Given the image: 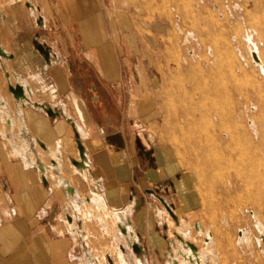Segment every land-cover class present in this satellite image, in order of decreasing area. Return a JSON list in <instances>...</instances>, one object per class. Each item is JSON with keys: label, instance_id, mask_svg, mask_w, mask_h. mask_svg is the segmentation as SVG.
<instances>
[{"label": "rangeland", "instance_id": "obj_1", "mask_svg": "<svg viewBox=\"0 0 264 264\" xmlns=\"http://www.w3.org/2000/svg\"><path fill=\"white\" fill-rule=\"evenodd\" d=\"M26 3L0 0V8ZM107 3L115 16L108 18L103 49L106 62L84 71L76 66V72H86L88 79H76V89L93 106L92 98L98 91L104 92L97 80L103 71L108 78L121 76L128 90H133V105L128 102L127 108L136 101L145 103L139 106L138 115L132 114L133 133L161 163L162 151H168L167 161L178 172L172 180L174 186L169 184L171 180L159 181L156 188L150 185L148 219L161 220L155 231L170 234L177 246L183 239L194 244L207 256L203 264H264V0ZM136 14L150 25L148 34L130 30ZM141 40L149 41V46ZM254 53L260 55L261 64ZM148 77L153 90L147 85ZM216 113L225 116L223 122L216 119ZM108 117L113 118L114 126L106 124ZM121 117L111 113L98 116L102 119L100 135L119 128ZM230 128L234 130L231 141L226 137ZM79 130L81 137L87 136ZM78 141L83 142L74 138L72 161L80 160ZM68 145L63 144L66 151ZM231 149L232 158L226 159ZM217 159L223 162L219 164ZM72 161L68 162L71 168L75 166ZM253 161H257L255 168L250 166ZM169 171L174 167L170 165ZM177 182L182 183L178 188ZM184 189L187 191L182 192ZM134 206L118 210L131 208L129 217L124 212L115 213L114 218L132 220ZM94 207L88 206L93 221L85 227L94 230L88 239L93 259L123 245L128 264H141L131 259L132 247L125 237L118 241L109 212L100 215L108 221L110 234L102 231L99 220L94 219L99 212Z\"/></svg>", "mask_w": 264, "mask_h": 264}, {"label": "crops", "instance_id": "obj_2", "mask_svg": "<svg viewBox=\"0 0 264 264\" xmlns=\"http://www.w3.org/2000/svg\"><path fill=\"white\" fill-rule=\"evenodd\" d=\"M107 1L26 0L23 5L0 8V264H128L123 245L107 252L108 260L105 254L93 259L88 239L94 230L85 229L93 221L91 204L99 211L94 219L105 234H110L108 221L100 212L111 214L116 237L118 241L125 237L133 261L186 263L187 250L181 249L184 239L180 237L183 240L177 246L170 234L155 231L161 220L148 219L150 185L156 188L159 181L171 180L174 186L178 172L167 161L168 151H162L161 163L133 133L132 114L138 115L145 103L136 101L127 108L133 90H128L121 76L108 78L103 71L97 80L105 93L98 91L93 106L76 89V79L88 80L83 72L86 67L106 62L108 18L115 16ZM135 17L130 30L148 34L150 25L140 21L138 14ZM141 42L149 46V41ZM76 66L83 71L76 72ZM150 77L146 81L153 90ZM11 87H19L22 96L16 97ZM106 113L120 114L121 126L102 137L98 116ZM112 119L106 121L110 127ZM79 129L87 136L81 137ZM74 138L83 141L84 161L79 169L68 163L73 158ZM65 143H69L68 151ZM44 164L55 169H46ZM98 195L107 210L93 203L92 197ZM133 203L135 218H114L115 213L124 212L129 217L131 208L118 210Z\"/></svg>", "mask_w": 264, "mask_h": 264}, {"label": "bare ground", "instance_id": "obj_3", "mask_svg": "<svg viewBox=\"0 0 264 264\" xmlns=\"http://www.w3.org/2000/svg\"><path fill=\"white\" fill-rule=\"evenodd\" d=\"M0 52H1V50H0ZM2 53V52H1ZM254 55H255V61H259L258 63L259 64H261L260 63V61L262 62V60H261V58H260V55H258V53H257V55L254 53ZM259 57V58H258ZM15 94V96L16 97H20V96H22V95H20V94H17V93H14ZM215 117H216V119H218L219 121H221V122H223L224 121V117L225 116H223L222 114H219V113H216L215 114ZM233 136H234V130L233 129H229L228 130V132H226V137H228L229 139H230V141L232 140V138H233ZM215 145V148H218L219 146H218V144H214ZM233 149H231V151L230 152H227V156H226V159L227 158H232V155H233V151H232ZM236 151V150H235ZM79 156H80V160L78 161V164H79V167L82 165V162L84 161L83 160V158H81V154H79ZM222 159H224V158H222ZM222 159H217V161H218V163L220 164L221 162H223V160ZM33 162H35L36 164H37V162L36 161H33ZM256 162L257 161H253V163H254V165H252V163L250 162V166H253L254 168L256 167ZM38 165V164H37ZM44 166V168H48L45 164L43 165ZM75 167H77V166H75ZM78 167V168H79ZM44 168H42V169H44ZM49 168H51V169H55V167H53V166H50ZM48 168V169H49ZM80 169H82V168H80ZM84 170V169H83ZM93 203H97V207H102V208H104L105 210H106V208H107V205L105 204V202H104V199H102L99 195L98 196H96V197H94L93 199ZM92 202H90V204H91ZM91 206H94V204H91ZM125 211H126V209H125ZM130 212V211H129ZM127 213V212H126ZM117 214H119V213H117ZM122 220V219H121ZM124 220V219H123ZM67 222V221H66ZM177 222V221H176ZM200 229H201V227H200ZM127 233L128 231H127V228H126V226H122V233ZM118 233V236L119 237H121V234L119 233V232H117ZM212 236V234H211V232L209 233V237H211ZM185 250H187V253L185 254V255H183V259H184V261H186V263L185 264H201V261L203 262V261H205L204 259V256H201L200 255V253H199V250H198V248L194 245V244H189L188 246L186 245L185 246ZM123 254V253H122ZM108 257H110V255L109 254H105V256H104V258H105V260H108L109 258ZM122 261V260H121ZM179 261V260H178ZM122 262H124V261H122ZM176 264V263H175ZM179 264H181V263H179Z\"/></svg>", "mask_w": 264, "mask_h": 264}, {"label": "water", "instance_id": "obj_4", "mask_svg": "<svg viewBox=\"0 0 264 264\" xmlns=\"http://www.w3.org/2000/svg\"><path fill=\"white\" fill-rule=\"evenodd\" d=\"M11 91H12L13 93L21 94V89H20L19 87H17L16 89H13V88L11 87ZM14 95H15V94H14ZM95 99H96V98H95ZM78 148H79V150H80L81 157L84 158V157H83L84 149H83V146L81 145L80 142H78ZM73 164H75V166L79 167L78 161H74ZM166 207L170 210V208H169L168 206H166ZM68 220H69V221L71 220V218H70L69 216H68ZM123 234H126V233L123 232ZM134 248L136 249L137 246H135Z\"/></svg>", "mask_w": 264, "mask_h": 264}, {"label": "flooded vegetation", "instance_id": "obj_5", "mask_svg": "<svg viewBox=\"0 0 264 264\" xmlns=\"http://www.w3.org/2000/svg\"><path fill=\"white\" fill-rule=\"evenodd\" d=\"M94 90H95V88H94Z\"/></svg>", "mask_w": 264, "mask_h": 264}]
</instances>
